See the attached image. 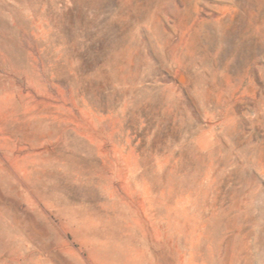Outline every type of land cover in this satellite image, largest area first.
<instances>
[{
	"label": "rangeland",
	"instance_id": "374dc122",
	"mask_svg": "<svg viewBox=\"0 0 264 264\" xmlns=\"http://www.w3.org/2000/svg\"><path fill=\"white\" fill-rule=\"evenodd\" d=\"M0 264H264V0H0Z\"/></svg>",
	"mask_w": 264,
	"mask_h": 264
}]
</instances>
